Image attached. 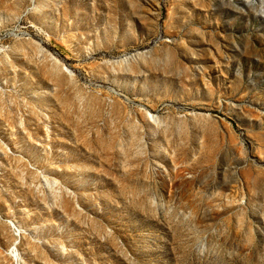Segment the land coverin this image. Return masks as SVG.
Segmentation results:
<instances>
[{"label":"rangeland","instance_id":"374dc122","mask_svg":"<svg viewBox=\"0 0 264 264\" xmlns=\"http://www.w3.org/2000/svg\"><path fill=\"white\" fill-rule=\"evenodd\" d=\"M0 264H264V0H0Z\"/></svg>","mask_w":264,"mask_h":264}]
</instances>
